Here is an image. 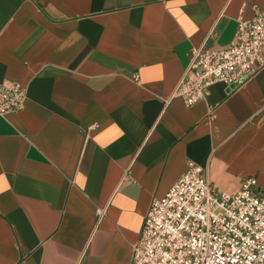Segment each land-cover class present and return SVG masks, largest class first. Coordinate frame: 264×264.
I'll return each instance as SVG.
<instances>
[{"label": "crops", "instance_id": "0c3cea01", "mask_svg": "<svg viewBox=\"0 0 264 264\" xmlns=\"http://www.w3.org/2000/svg\"><path fill=\"white\" fill-rule=\"evenodd\" d=\"M253 4L0 0V84L26 91L0 117V264H128L188 162L229 193L264 189V68L190 107L173 96L191 49L226 47Z\"/></svg>", "mask_w": 264, "mask_h": 264}, {"label": "built area", "instance_id": "2783aa9c", "mask_svg": "<svg viewBox=\"0 0 264 264\" xmlns=\"http://www.w3.org/2000/svg\"><path fill=\"white\" fill-rule=\"evenodd\" d=\"M252 10L251 18L237 19L226 47L191 49L173 92L186 107L205 99L211 85L222 84L226 91L233 86V92L264 68V10L256 4ZM25 99L19 82L3 81L0 117L20 111ZM128 264H264V189L247 177L229 193L188 162L167 193L151 200Z\"/></svg>", "mask_w": 264, "mask_h": 264}, {"label": "water", "instance_id": "95a60500", "mask_svg": "<svg viewBox=\"0 0 264 264\" xmlns=\"http://www.w3.org/2000/svg\"><path fill=\"white\" fill-rule=\"evenodd\" d=\"M231 88H233V86L228 87L227 92H229L231 90Z\"/></svg>", "mask_w": 264, "mask_h": 264}]
</instances>
